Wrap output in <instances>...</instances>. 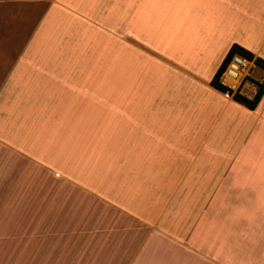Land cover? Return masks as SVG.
I'll use <instances>...</instances> for the list:
<instances>
[{
	"label": "crops",
	"instance_id": "obj_1",
	"mask_svg": "<svg viewBox=\"0 0 264 264\" xmlns=\"http://www.w3.org/2000/svg\"><path fill=\"white\" fill-rule=\"evenodd\" d=\"M233 44L264 61V0H0V264H264Z\"/></svg>",
	"mask_w": 264,
	"mask_h": 264
},
{
	"label": "trees",
	"instance_id": "obj_2",
	"mask_svg": "<svg viewBox=\"0 0 264 264\" xmlns=\"http://www.w3.org/2000/svg\"><path fill=\"white\" fill-rule=\"evenodd\" d=\"M234 53H238V54L246 57L247 59L253 60V62L255 64L261 66L264 69V61L263 60H261L258 57L253 58V54L251 52H249L248 50H246V49H244V48H242L236 44H233L230 47V49L228 50V52H227L226 56L224 57L222 63L219 65L216 72L214 73L212 79L210 80V83L213 86H215L216 88L231 94L235 100L244 103L249 108H253L256 105V103L258 102V100H259V98H260V96L264 90V79L261 82L255 81L256 89H255V92L251 98H247L246 96L240 94V92L238 90L233 91L232 89L228 88L227 86L221 84V82L219 81L220 74L222 73L227 62L229 61L231 55Z\"/></svg>",
	"mask_w": 264,
	"mask_h": 264
},
{
	"label": "built area",
	"instance_id": "obj_3",
	"mask_svg": "<svg viewBox=\"0 0 264 264\" xmlns=\"http://www.w3.org/2000/svg\"><path fill=\"white\" fill-rule=\"evenodd\" d=\"M251 61L253 62V60L247 59L238 53L232 54L222 73L220 74L219 81L221 84L227 86L233 91H239L240 85L246 81L254 82L255 84V81H253V79H251L249 76V70L252 66Z\"/></svg>",
	"mask_w": 264,
	"mask_h": 264
},
{
	"label": "bare ground",
	"instance_id": "obj_4",
	"mask_svg": "<svg viewBox=\"0 0 264 264\" xmlns=\"http://www.w3.org/2000/svg\"><path fill=\"white\" fill-rule=\"evenodd\" d=\"M230 83H232V82H230Z\"/></svg>",
	"mask_w": 264,
	"mask_h": 264
}]
</instances>
